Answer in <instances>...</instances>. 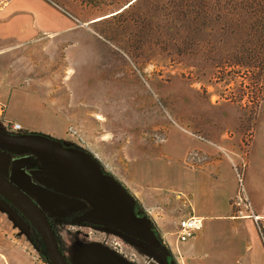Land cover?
<instances>
[{"label": "rangeland", "instance_id": "374dc122", "mask_svg": "<svg viewBox=\"0 0 264 264\" xmlns=\"http://www.w3.org/2000/svg\"><path fill=\"white\" fill-rule=\"evenodd\" d=\"M47 1L76 23L75 38L62 43L71 47L61 45L60 52L46 55L45 61L56 70L55 87L59 85L61 93H67L64 79L70 78L72 86L76 82L79 124L77 128L69 124L67 107L58 113L22 91L16 96L21 102L14 104L13 116L29 129L36 127L32 132L59 138L46 131L62 128L56 114L64 113L67 129L57 134L59 139L92 152L93 140L107 128L115 141L100 146L104 155L115 159L125 152L135 155L142 145L163 143L171 129L187 132L218 147L217 158L232 161L237 191L231 204L236 210H245V203L253 209L244 174L250 164L251 172L264 177V32L252 26L255 17L262 15L263 2ZM2 121L0 113V129L24 132L12 131ZM97 152L93 153L100 157ZM197 155L194 151L185 159L196 161ZM26 162L0 151V172L25 189L51 217L71 264H170L169 256L121 232L59 222L72 218L80 203L33 183L30 169L39 166L30 163L21 169ZM101 162L117 176L124 171L121 161L114 160L113 166ZM237 171L242 174L243 191ZM255 190L256 203L264 206V193ZM29 235L24 220L0 199V264H48Z\"/></svg>", "mask_w": 264, "mask_h": 264}, {"label": "crops", "instance_id": "0c3cea01", "mask_svg": "<svg viewBox=\"0 0 264 264\" xmlns=\"http://www.w3.org/2000/svg\"><path fill=\"white\" fill-rule=\"evenodd\" d=\"M75 34V21L47 0H0V113L3 123L16 122L21 130H37L36 127L29 129L13 116L14 104L21 102L16 96L22 91L30 92L37 102L45 105L44 108L51 107L58 113L67 107L69 124L78 127L76 82L72 86L70 78L64 79L67 93H61L62 88L55 87L56 70L45 61L46 55L60 52L62 43L75 38ZM46 38L49 41H45ZM71 45L62 46L70 48ZM64 76L68 78L71 74ZM68 81L70 85L66 84ZM56 117L61 118L62 128L60 125L46 132L61 138L57 134L67 129L64 120L67 116L63 113ZM112 134L106 128L100 131L96 141L93 140V150L98 151L101 158L96 156L110 166L116 164L114 160L122 162L124 171L116 176L150 215L178 264H264L260 233L261 228L264 236V206H259L253 195L255 189L264 193V177L251 172L250 164L245 168L244 186L258 219L237 216L231 204L237 191L233 164L226 158L216 157L218 147L187 132L171 129L163 143L142 145L135 155L125 152L115 159L104 155L101 147L115 141ZM194 151L198 154L194 158L196 161H187L186 156ZM191 215L201 218L202 227L194 236L180 242L176 236L178 220Z\"/></svg>", "mask_w": 264, "mask_h": 264}, {"label": "water", "instance_id": "95a60500", "mask_svg": "<svg viewBox=\"0 0 264 264\" xmlns=\"http://www.w3.org/2000/svg\"><path fill=\"white\" fill-rule=\"evenodd\" d=\"M0 150L11 154H32L39 167L30 170L44 189L84 200L89 207L70 219L121 232L170 257L178 264L168 243L147 213L135 210L136 198L90 150L66 145L61 139L41 132H9L0 129ZM0 195L18 210L40 235L42 254L50 264H70L60 249L53 225L46 211L12 179L0 172Z\"/></svg>", "mask_w": 264, "mask_h": 264}, {"label": "trees", "instance_id": "16d2710c", "mask_svg": "<svg viewBox=\"0 0 264 264\" xmlns=\"http://www.w3.org/2000/svg\"><path fill=\"white\" fill-rule=\"evenodd\" d=\"M254 1V0H252ZM260 2H263V6H264V0H261ZM257 4L261 5L259 2H257ZM262 12V15H259L258 17H255L256 19L254 20V23L252 24L253 28L258 31V32H261L263 33L264 32V9L260 10ZM253 17V18H254ZM17 131H20V130H17ZM25 131V130H24ZM1 152H5L3 150H0ZM6 154L8 155H11V156H15V158L17 159H21V158H24L27 160V162L25 164L28 163V165H24L23 167H21V169H26V167H30V163H33V164H37V166H39V162L38 160L36 159L35 156H33L32 154H11L9 152H6ZM31 174H29L30 176ZM0 199L3 200L4 202H6L8 205H10L14 211L17 213V215L24 220V222L27 224L29 230H30V241L31 243L36 247V249L39 251L40 253V256L41 258L43 259L44 262L50 264L48 258L46 256H44L42 254V251L44 250V246H43V243L41 241V238H40V235L37 233V231L31 226V224L28 222V220L18 211L16 210L7 200H5L1 195H0ZM135 210L138 214H144L146 213L140 206V203L138 202V200L136 199V205H135ZM78 214V211L75 212V215ZM73 214V216H75ZM260 233H261V236H262V242L264 244V236L262 234V229L260 228ZM156 234L161 238V232L157 229L156 230Z\"/></svg>", "mask_w": 264, "mask_h": 264}, {"label": "built area", "instance_id": "2783aa9c", "mask_svg": "<svg viewBox=\"0 0 264 264\" xmlns=\"http://www.w3.org/2000/svg\"><path fill=\"white\" fill-rule=\"evenodd\" d=\"M10 129L12 131H17L21 129V125L19 123H12L10 124ZM237 177H238V183L240 184V191L244 189L242 185V174L237 171ZM238 199L242 200L243 198L241 196H238ZM247 199V198H246ZM235 204L238 206L239 203L237 201ZM237 216H248V217H253L254 219H258V215L254 212V210L245 203V210L244 209H238L236 210ZM202 227V220L201 218L197 216H188V217H183L178 220L177 223V231H176V236L177 240L182 242L186 241L187 239L191 238L194 236L195 232Z\"/></svg>", "mask_w": 264, "mask_h": 264}, {"label": "flooded vegetation", "instance_id": "af4514ba", "mask_svg": "<svg viewBox=\"0 0 264 264\" xmlns=\"http://www.w3.org/2000/svg\"><path fill=\"white\" fill-rule=\"evenodd\" d=\"M11 156V155H10ZM22 159V158H21ZM31 170V169H30ZM30 177V179H31V181L33 182V183H35V184H37V185H39L35 180H34V178L32 177V175H30L29 176ZM40 186V185H39ZM53 192V191H52ZM55 193V192H54ZM57 194V193H56ZM59 195H61V194H59ZM62 196H64V195H62ZM65 197H68V196H65ZM68 198H71V199H74V200H76V201H78L79 203H80V208L78 209V214L79 213H81L82 211H84L85 209H87L88 207H89V205L84 201V200H81V199H77V198H72V197H68ZM77 215V214H76ZM49 217V216H48ZM74 217V216H73ZM70 219L71 218H69V219H67V220H64V219H58V221L59 222H70ZM49 220H50V222H51V224L53 225V223H54V221L51 219V217H49ZM82 224H88V223H82ZM59 243V242H58ZM59 246H60V244H59ZM60 249H61V247H60ZM62 250V249H61ZM66 257V256H65ZM68 260V259H67ZM69 261V260H68ZM69 263L71 264V262L69 261ZM98 264H111V263H108V262H99Z\"/></svg>", "mask_w": 264, "mask_h": 264}, {"label": "bare ground", "instance_id": "6f19581e", "mask_svg": "<svg viewBox=\"0 0 264 264\" xmlns=\"http://www.w3.org/2000/svg\"><path fill=\"white\" fill-rule=\"evenodd\" d=\"M137 242H139V243H143V242H141V241H139V240H136Z\"/></svg>", "mask_w": 264, "mask_h": 264}]
</instances>
